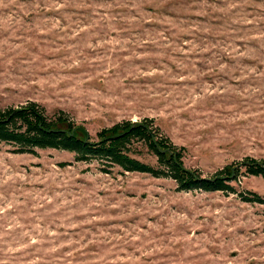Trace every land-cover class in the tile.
Here are the masks:
<instances>
[{
	"label": "rangeland",
	"instance_id": "rangeland-1",
	"mask_svg": "<svg viewBox=\"0 0 264 264\" xmlns=\"http://www.w3.org/2000/svg\"><path fill=\"white\" fill-rule=\"evenodd\" d=\"M79 135L152 118L208 176L264 158V0H0V109ZM155 165L145 150L135 156ZM0 143V264H264V178L236 194Z\"/></svg>",
	"mask_w": 264,
	"mask_h": 264
},
{
	"label": "trees",
	"instance_id": "trees-1",
	"mask_svg": "<svg viewBox=\"0 0 264 264\" xmlns=\"http://www.w3.org/2000/svg\"><path fill=\"white\" fill-rule=\"evenodd\" d=\"M0 143L15 147V153L34 154L36 150L52 149L73 153L77 162L96 161L101 171L108 173L117 167L127 173L147 174L154 178L171 179L179 191L194 190L236 194L233 183L240 177H263L264 158H244L205 176L197 169H188L183 162V148H177L162 133L152 118L121 121L103 128L96 139L79 135V127L63 111L48 115L35 101L0 109ZM140 150L155 158V165L137 159ZM243 199L264 204L250 193Z\"/></svg>",
	"mask_w": 264,
	"mask_h": 264
}]
</instances>
